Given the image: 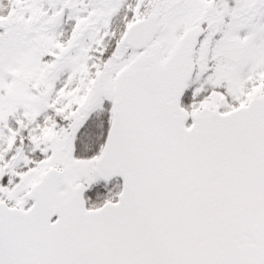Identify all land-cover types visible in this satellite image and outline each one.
<instances>
[{
    "label": "snow or ice",
    "instance_id": "1",
    "mask_svg": "<svg viewBox=\"0 0 264 264\" xmlns=\"http://www.w3.org/2000/svg\"><path fill=\"white\" fill-rule=\"evenodd\" d=\"M0 264H264V0H0Z\"/></svg>",
    "mask_w": 264,
    "mask_h": 264
}]
</instances>
